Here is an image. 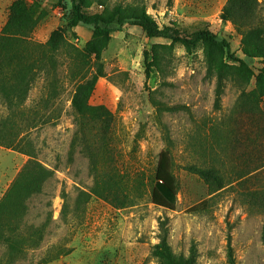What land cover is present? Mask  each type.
Instances as JSON below:
<instances>
[{
  "label": "rangeland",
  "instance_id": "obj_1",
  "mask_svg": "<svg viewBox=\"0 0 264 264\" xmlns=\"http://www.w3.org/2000/svg\"><path fill=\"white\" fill-rule=\"evenodd\" d=\"M14 1L0 0V31ZM27 1L37 2L46 13L32 34L34 41L44 43L68 18L70 4ZM226 1L106 0L109 5H142L160 27L175 25L187 34L208 30L228 42L227 63L238 67L231 58H244L241 37L220 19ZM258 3L264 20V0ZM101 11L92 7L90 13ZM75 31L78 47L90 40L88 28L79 26ZM170 43L146 39L135 26L112 34L102 56L105 77L98 80L90 98V105L102 107L108 116L93 130L92 149L100 150L94 157L74 142V84L66 68L58 71L59 94L47 107H43L47 95L43 79L33 85L25 108L28 116L37 113L39 118L27 134L35 160L53 170L54 178L31 201L27 218L39 225L47 213L52 216L41 248L15 264H34L51 248L70 252L49 264H160L153 249L159 243L161 222L175 256L187 257L194 247L197 264H229V238L235 264H264V97L253 105L243 96L253 83L240 86L227 81L216 110L215 80L206 76L201 46L191 54L178 43L171 50L159 49L154 70L147 76L144 52L155 44ZM248 65L255 72L264 66L260 60ZM6 115L0 103V120ZM163 151H169L174 164L175 205L162 202L154 190V170ZM29 160L0 147V200ZM190 166L216 170L224 187L211 191L186 170ZM102 178L113 187L112 195L108 200L94 196L87 200L85 194L95 179ZM3 251L0 246V258Z\"/></svg>",
  "mask_w": 264,
  "mask_h": 264
},
{
  "label": "trees",
  "instance_id": "obj_2",
  "mask_svg": "<svg viewBox=\"0 0 264 264\" xmlns=\"http://www.w3.org/2000/svg\"><path fill=\"white\" fill-rule=\"evenodd\" d=\"M51 1H68L71 10L66 21L51 32L46 42L38 43L32 39L35 27L46 15L37 2L15 0L9 7L7 20L0 31V103L7 110L6 117L0 120V147L30 157L0 200V246L4 250L0 264H15L24 259L29 251L40 249L51 221L50 212L39 225L29 222L27 218L31 201L42 195L45 185L54 178L53 170L35 160L34 148L27 134L39 118L37 113L28 116L25 108L29 92L38 79L42 78L45 83L47 95L43 107H47L59 94L58 71L61 66L66 68L67 76L74 84L71 97L76 127L74 142L78 141L92 157L95 156L94 151L100 152L92 149L95 148L93 130L100 122L105 124L108 116L102 107L91 106L90 98L98 80L105 77L102 56L111 42L112 34L128 26L139 27L146 39H165L171 42L169 46L155 44L150 52H144L143 64L147 76L154 70L152 66L156 65L159 49L171 50L178 43L187 54H191L201 46L206 76L215 80L216 110L220 108L227 81L236 82L240 86L253 83V89L243 94L246 99L252 100L253 105H257L264 97V66L255 72L248 65L253 60H260L264 65V20L259 15L258 0H227L220 13V19L230 23L241 37L240 46L244 58H231L238 67L227 63L229 44L226 40L218 39L208 30L187 34L179 31L175 25L160 27L142 5H109L106 0ZM92 7H101L102 11L91 14ZM79 26L88 28L92 33L90 40L82 47L74 43L78 38L75 30ZM186 170L201 179L211 191L224 187L222 177L212 168L190 166ZM112 190L107 180L95 179L90 193L85 196L87 200L91 196L108 200ZM154 190L162 202L176 204L178 183L169 151H163L158 156L154 170ZM65 198L62 193L64 202ZM199 206H204V203L195 208ZM65 213L64 204L62 218H65ZM164 225V222L160 223L159 243L153 249V255L160 259V264H197L194 247L187 257L172 253ZM262 241L264 244V229ZM69 252L63 248L48 249L34 264H49ZM227 252L229 264H235L229 238Z\"/></svg>",
  "mask_w": 264,
  "mask_h": 264
}]
</instances>
